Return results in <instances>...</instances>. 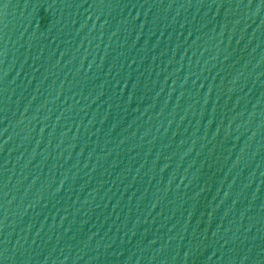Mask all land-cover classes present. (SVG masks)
Returning a JSON list of instances; mask_svg holds the SVG:
<instances>
[{"label":"water","instance_id":"obj_1","mask_svg":"<svg viewBox=\"0 0 264 264\" xmlns=\"http://www.w3.org/2000/svg\"><path fill=\"white\" fill-rule=\"evenodd\" d=\"M0 264H264V0H0Z\"/></svg>","mask_w":264,"mask_h":264}]
</instances>
